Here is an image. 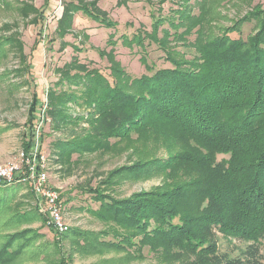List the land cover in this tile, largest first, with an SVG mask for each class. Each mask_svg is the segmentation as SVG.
I'll list each match as a JSON object with an SVG mask.
<instances>
[{
    "label": "trees",
    "instance_id": "1",
    "mask_svg": "<svg viewBox=\"0 0 264 264\" xmlns=\"http://www.w3.org/2000/svg\"><path fill=\"white\" fill-rule=\"evenodd\" d=\"M207 1L199 0L196 16L181 10L179 19L168 23L176 32L179 27L184 28L177 35L183 39L197 27L193 43L185 42L187 52L192 53L189 59L169 49L163 39L168 37V29H161L164 37H158L159 25L164 19L156 18L150 31L141 29L130 37L120 36L121 42L139 46L143 53L140 60L147 73L133 77L115 64L110 67L109 78L83 65L73 73L70 71L72 75L62 73V79L68 82L87 85L88 80L92 81L86 101L91 107L88 114L93 111L97 117L90 116L86 135L59 142L57 159L60 162H69L74 152L109 149L112 138L121 141L133 133L142 137L147 131H159L165 137H172L171 146L180 148L165 160L139 159L114 168L100 181L106 189L99 186L88 189L98 202L95 214L111 224L112 230L94 233L69 228L63 235L69 233L80 238L82 246L89 251L115 249L139 253L147 247L150 252L161 253L178 264H262L264 7L256 6L246 13L245 20H255L254 29L245 38H234L230 33L238 31L237 27L220 35L204 30L203 24L209 23V19H205ZM79 2L73 6L66 3L63 14L72 20L73 11H81L99 25L115 28L116 23L111 22L104 11L93 7L94 1L89 2L93 9L82 0ZM8 5L7 0H0L3 8ZM19 9L27 14L34 7L24 2ZM39 15L44 16V11ZM68 23L63 16L59 26ZM59 33L65 35L60 30ZM12 38L0 35V59L5 57L6 46H10ZM145 42L155 44L170 66L156 68L148 64ZM116 43L112 36L107 41L113 46ZM20 55L23 57L22 53ZM49 96L53 121L60 123L67 119L62 108L55 106L66 98L58 101ZM32 99L25 122L27 132L23 134L21 145L26 150L36 118V94ZM147 172H165L171 180L122 198L115 197L107 188ZM180 173L186 175L185 179L172 180L174 174ZM20 186L18 183L0 184V211L9 208ZM36 210L11 218L17 219L16 224L20 225L38 218ZM218 233L244 243L245 247L236 255L220 252ZM109 235L112 239H105ZM36 237L32 229L7 234L0 242V264H11L23 256L35 260L40 256L44 258L41 247L27 249Z\"/></svg>",
    "mask_w": 264,
    "mask_h": 264
},
{
    "label": "rangeland",
    "instance_id": "2",
    "mask_svg": "<svg viewBox=\"0 0 264 264\" xmlns=\"http://www.w3.org/2000/svg\"><path fill=\"white\" fill-rule=\"evenodd\" d=\"M7 1L8 7L0 6V35L13 38L12 44L6 46L5 57L0 59V163L13 159L21 147L28 109L33 101L32 95L37 96L36 115L46 97L44 117L48 121L42 129V154L48 159V184L58 193L63 217L70 229L94 233L111 231V224L95 214L98 202L92 198L88 189L96 186L106 189L100 181L114 168L130 165L139 159L165 160L168 155L180 151V148L171 146L172 137H165L159 131H147L142 137H136V133H133L130 138L121 141L112 138L110 140L113 143L109 149L82 154L74 152L69 162H60L57 159L59 142L86 135L90 116L97 117L93 111L88 114L91 107L86 101L92 81L88 80L87 85L68 82L62 79V73L66 71L72 75L75 68L83 65L86 69L99 71L109 78L113 64L133 77L147 73L140 60L143 53L139 46L121 42L120 36L130 37L141 29L150 31L156 18L164 19L163 24L159 25L158 37H164L161 29H168L169 35L163 39L169 49L175 54L179 51L184 56L182 58L189 59L192 53L187 52L185 42L193 43L197 27H193L183 39L182 36L177 38V35L184 28L179 27L176 32L168 23L179 19L181 10L190 11V15L196 16L199 13V0H82L90 9L93 8L89 6V2L94 1L93 7L104 11L108 19L116 23L115 28L101 26L81 11H73L72 20L66 17L63 14L65 4L81 3L79 0ZM24 2L32 5L33 11L21 13L19 7ZM256 6L264 7V0H209L205 16L209 23L203 24L204 30L212 35H220L237 27L239 30L230 33V36L245 38L255 25V20H245L246 13ZM40 11H44V16L39 15ZM63 16L69 25L59 26ZM59 30L65 35L60 34ZM111 36L114 41L117 40L114 46L107 44ZM144 44L148 64L156 68L170 66L155 44ZM115 76L118 77L116 74ZM49 95L58 101L66 98L63 102L55 103L57 108H62L63 115L67 116L60 123L52 119ZM147 173L131 176L118 185L107 188L113 191L115 197L122 198L135 192L148 191L171 180L165 172ZM185 177L181 173L174 174L172 180H183ZM36 203L30 188L21 185L10 200L9 208L0 211V242L7 234L32 229L37 237L27 249L41 247L44 256L38 257V260L27 256L18 257L11 264H178L167 260L161 253L150 252L147 247H143L139 253L115 249L89 251L86 246H82L80 238L69 233L57 235L47 225L44 214L36 210ZM34 209L39 212V217L32 221L17 225V219L11 218L12 215L18 217L19 214ZM105 239L110 240L112 237L109 235ZM262 243L264 264V240ZM244 247V243H237L218 233L220 252L227 251L236 255Z\"/></svg>",
    "mask_w": 264,
    "mask_h": 264
},
{
    "label": "built area",
    "instance_id": "3",
    "mask_svg": "<svg viewBox=\"0 0 264 264\" xmlns=\"http://www.w3.org/2000/svg\"><path fill=\"white\" fill-rule=\"evenodd\" d=\"M46 107L47 99L45 97L30 131L29 148L26 150L20 147L13 159L0 163V184L18 183L28 186L37 201V210L47 218V225L57 235H61L69 229V224L63 217L57 191L48 184L49 163L42 154L41 134L43 126L48 121L44 117Z\"/></svg>",
    "mask_w": 264,
    "mask_h": 264
},
{
    "label": "crops",
    "instance_id": "4",
    "mask_svg": "<svg viewBox=\"0 0 264 264\" xmlns=\"http://www.w3.org/2000/svg\"><path fill=\"white\" fill-rule=\"evenodd\" d=\"M35 119H36V118H35ZM34 122H35V120L33 121V125H34ZM25 127H26V128H25V131L23 132V134L27 132V126L25 125ZM22 137H23V135H22ZM22 137H21V140H22ZM21 145H22V144H21ZM21 147H22V146H21Z\"/></svg>",
    "mask_w": 264,
    "mask_h": 264
}]
</instances>
